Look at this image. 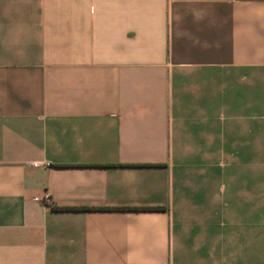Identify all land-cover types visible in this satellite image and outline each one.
<instances>
[{
  "label": "crops",
  "instance_id": "1",
  "mask_svg": "<svg viewBox=\"0 0 264 264\" xmlns=\"http://www.w3.org/2000/svg\"><path fill=\"white\" fill-rule=\"evenodd\" d=\"M0 264H264V0H0Z\"/></svg>",
  "mask_w": 264,
  "mask_h": 264
},
{
  "label": "built area",
  "instance_id": "2",
  "mask_svg": "<svg viewBox=\"0 0 264 264\" xmlns=\"http://www.w3.org/2000/svg\"><path fill=\"white\" fill-rule=\"evenodd\" d=\"M44 200H45V201H49V196H48V195H45V196H44Z\"/></svg>",
  "mask_w": 264,
  "mask_h": 264
}]
</instances>
